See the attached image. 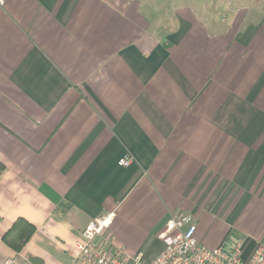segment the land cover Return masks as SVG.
Wrapping results in <instances>:
<instances>
[{"label": "crops", "instance_id": "crops-1", "mask_svg": "<svg viewBox=\"0 0 264 264\" xmlns=\"http://www.w3.org/2000/svg\"><path fill=\"white\" fill-rule=\"evenodd\" d=\"M109 211L129 254L180 214L209 248L264 247V0L0 5V264H69Z\"/></svg>", "mask_w": 264, "mask_h": 264}, {"label": "built area", "instance_id": "built-area-1", "mask_svg": "<svg viewBox=\"0 0 264 264\" xmlns=\"http://www.w3.org/2000/svg\"><path fill=\"white\" fill-rule=\"evenodd\" d=\"M6 0H0L3 5ZM133 157L125 155L117 164L127 167ZM115 212L91 219L75 242V256L69 264H144L141 252L129 254L109 241L108 231ZM163 246L149 264H264V247L258 245L252 255L243 257L244 240L229 235L216 248H209L196 237V225L190 214L171 215L158 234ZM5 261L4 264H10Z\"/></svg>", "mask_w": 264, "mask_h": 264}, {"label": "trees", "instance_id": "trees-1", "mask_svg": "<svg viewBox=\"0 0 264 264\" xmlns=\"http://www.w3.org/2000/svg\"><path fill=\"white\" fill-rule=\"evenodd\" d=\"M32 223L22 217H18L11 227L3 234V241L11 248L18 251L26 244L34 232Z\"/></svg>", "mask_w": 264, "mask_h": 264}, {"label": "rangeland", "instance_id": "rangeland-1", "mask_svg": "<svg viewBox=\"0 0 264 264\" xmlns=\"http://www.w3.org/2000/svg\"><path fill=\"white\" fill-rule=\"evenodd\" d=\"M237 5L239 7L238 6H229L226 8V10L222 9V11H221L222 15L220 14L221 17L220 16L219 17L222 18L225 16V17L230 18V16L237 14L236 17L238 18L242 14V12H243L242 7H244V6L242 4H237ZM158 247H159V244H157V242H154L150 245H147L144 248L139 249L140 252L142 253L143 260H145L144 263L146 262L148 264L151 262V260L154 258L153 256H154L155 252L157 251Z\"/></svg>", "mask_w": 264, "mask_h": 264}]
</instances>
